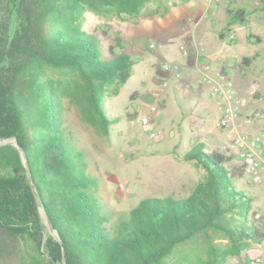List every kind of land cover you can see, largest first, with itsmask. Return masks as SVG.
<instances>
[{
	"label": "trees",
	"instance_id": "16d2710c",
	"mask_svg": "<svg viewBox=\"0 0 264 264\" xmlns=\"http://www.w3.org/2000/svg\"><path fill=\"white\" fill-rule=\"evenodd\" d=\"M144 1L0 0V140H16L27 166L14 146H0V264H62V257L65 264H170L199 237L208 258L186 264H221L264 238L263 219L254 220L249 197L236 184L243 164L210 144L180 157L205 171L186 198L146 197L120 214L97 201V180L72 144L61 87L47 71L77 76L85 121L106 133L111 121L102 96L129 79L134 61L81 29L83 14L103 7L131 13ZM231 18L230 24L241 22L243 11ZM32 188L59 240L49 233ZM218 236L227 239L226 249L213 243Z\"/></svg>",
	"mask_w": 264,
	"mask_h": 264
},
{
	"label": "rangeland",
	"instance_id": "374dc122",
	"mask_svg": "<svg viewBox=\"0 0 264 264\" xmlns=\"http://www.w3.org/2000/svg\"><path fill=\"white\" fill-rule=\"evenodd\" d=\"M234 11H243V20L230 24ZM80 27L94 32L105 50L116 47V53L134 61L129 79L111 85L102 96V110L111 121L106 133L85 121L77 76L47 71L61 87L63 124L83 154L86 171L97 180L95 196L105 209L120 214L146 197L186 198L205 178L201 166L180 159L187 151L199 143L224 150L236 132L264 136V8L258 0H145L131 13L112 7L86 11ZM245 58L248 66H243ZM164 64L170 66L167 73L160 69ZM192 65L207 68L208 77L220 74L233 82V125L220 123L227 103L211 94L206 77H182L181 70ZM153 104L157 110L148 114ZM143 116L146 125L140 122ZM261 174L264 178V162ZM236 184L249 197L254 218L264 203V183L242 178ZM257 225L263 226L264 218ZM213 243L223 250L229 245L222 236ZM205 248L199 237L183 245L170 264L205 261ZM257 255H264V238L249 241L239 256H228L221 264H246Z\"/></svg>",
	"mask_w": 264,
	"mask_h": 264
},
{
	"label": "built area",
	"instance_id": "2783aa9c",
	"mask_svg": "<svg viewBox=\"0 0 264 264\" xmlns=\"http://www.w3.org/2000/svg\"><path fill=\"white\" fill-rule=\"evenodd\" d=\"M184 56H187V49L182 51ZM160 69L167 73L170 71L169 65H162ZM205 83L210 88L213 96L222 97L227 103L221 110L220 123L224 126L233 125V119L236 115L235 110L231 107L230 101L234 97L235 86L233 82L223 75H217L215 78L206 77ZM157 110L156 105L147 107L148 114H154ZM261 117L264 119V103L262 107ZM142 125H146L147 119L145 116L140 118ZM234 127V126H233ZM235 128V127H234ZM157 136L156 133H151V137ZM228 153L233 154L239 164H243L244 179L246 182L253 185H260L264 183L263 175L261 174L262 165L264 162V136L261 132H256L247 135L243 132H236L231 137L225 146ZM264 218V203L258 212L254 214L255 220ZM246 264H264V255H257L255 257H248Z\"/></svg>",
	"mask_w": 264,
	"mask_h": 264
},
{
	"label": "water",
	"instance_id": "95a60500",
	"mask_svg": "<svg viewBox=\"0 0 264 264\" xmlns=\"http://www.w3.org/2000/svg\"><path fill=\"white\" fill-rule=\"evenodd\" d=\"M3 145H11V146H14L16 149H18V151H19L20 154H21L22 162H23L24 166L27 168L24 153H23V151L21 150V148L18 146L16 140H10V139L0 140V146H3ZM27 175H28V172H27ZM32 193H33L34 200H35V202H36V204H37V207H38V209H39V213H40V215L44 218V222H45V224H46V226H47V228H48L49 233H50V234H51L56 240H59V239H58V235H57V233H56L55 231H53V229H52V227H51V225H50V223H49V220H48L46 217L43 216L40 201H39V199H38V197H37V194H36L35 191L33 190V188H32ZM62 264H65V262H64V258H63V257H62Z\"/></svg>",
	"mask_w": 264,
	"mask_h": 264
},
{
	"label": "crops",
	"instance_id": "0c3cea01",
	"mask_svg": "<svg viewBox=\"0 0 264 264\" xmlns=\"http://www.w3.org/2000/svg\"><path fill=\"white\" fill-rule=\"evenodd\" d=\"M180 74L182 75V77L190 81V79H193L195 76L202 75L204 77H208L210 75V71L207 68L202 70L199 65H192L184 67V69L181 70Z\"/></svg>",
	"mask_w": 264,
	"mask_h": 264
}]
</instances>
